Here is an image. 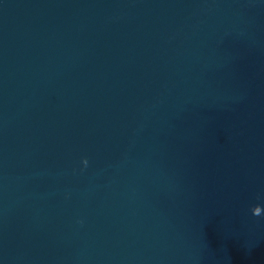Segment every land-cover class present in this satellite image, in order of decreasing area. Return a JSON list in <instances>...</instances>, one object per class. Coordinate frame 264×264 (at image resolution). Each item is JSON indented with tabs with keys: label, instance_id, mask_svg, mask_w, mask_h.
Here are the masks:
<instances>
[{
	"label": "water",
	"instance_id": "95a60500",
	"mask_svg": "<svg viewBox=\"0 0 264 264\" xmlns=\"http://www.w3.org/2000/svg\"><path fill=\"white\" fill-rule=\"evenodd\" d=\"M0 264H264V0H0Z\"/></svg>",
	"mask_w": 264,
	"mask_h": 264
}]
</instances>
